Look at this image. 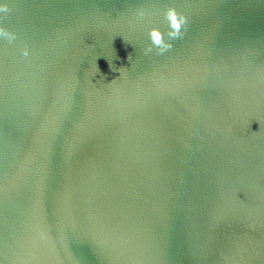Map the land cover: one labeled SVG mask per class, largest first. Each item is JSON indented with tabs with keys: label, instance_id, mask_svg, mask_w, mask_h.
<instances>
[{
	"label": "water",
	"instance_id": "1",
	"mask_svg": "<svg viewBox=\"0 0 264 264\" xmlns=\"http://www.w3.org/2000/svg\"><path fill=\"white\" fill-rule=\"evenodd\" d=\"M4 5L0 264H264V0Z\"/></svg>",
	"mask_w": 264,
	"mask_h": 264
},
{
	"label": "clouds",
	"instance_id": "2",
	"mask_svg": "<svg viewBox=\"0 0 264 264\" xmlns=\"http://www.w3.org/2000/svg\"><path fill=\"white\" fill-rule=\"evenodd\" d=\"M0 12L9 13L10 9L7 5L0 7ZM138 17L143 18L145 12L140 9L137 13ZM5 19L7 17H4ZM164 18L168 23L169 30L165 33L158 28H152L149 32L150 44L145 49V54L151 53L153 49L157 50L158 55H163L168 52L172 47L171 41L183 36V29L188 23L187 17L178 13L174 7H169L164 13ZM0 39H7L9 43L17 39L16 34L7 31L5 28L0 27ZM29 51L27 48L23 51V56L27 57Z\"/></svg>",
	"mask_w": 264,
	"mask_h": 264
}]
</instances>
